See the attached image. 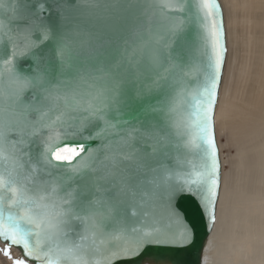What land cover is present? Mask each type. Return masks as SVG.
Here are the masks:
<instances>
[{"label":"snow or ice","instance_id":"snow-or-ice-1","mask_svg":"<svg viewBox=\"0 0 264 264\" xmlns=\"http://www.w3.org/2000/svg\"><path fill=\"white\" fill-rule=\"evenodd\" d=\"M219 0H0V240L12 264H128L211 231Z\"/></svg>","mask_w":264,"mask_h":264},{"label":"bare ground","instance_id":"bare-ground-1","mask_svg":"<svg viewBox=\"0 0 264 264\" xmlns=\"http://www.w3.org/2000/svg\"><path fill=\"white\" fill-rule=\"evenodd\" d=\"M220 1L225 13L229 50L216 108L217 134L232 123L233 102L231 99L228 100L227 96L232 42L234 41L238 46L246 45L254 52L253 55L244 56L241 68V75L246 76L252 83L257 81L258 70L262 62L264 63V53L262 52L261 55L258 46L264 44V0ZM239 12H243V18L250 25L245 34L246 40H239V32L236 28L239 17H242ZM248 91L251 93L250 97L255 99L256 90L250 88ZM255 106L256 104H253L245 111L240 108L234 110L240 116V120L233 141L240 140L242 134L243 138L245 137L244 132L246 133L251 126L250 115L255 112ZM250 158L247 151L242 160L243 172L234 183L226 179L224 172L222 174L217 220L206 243L202 264H264V211L255 210L250 206L252 199H260L264 195L263 177L259 168L255 170L254 162L248 160ZM7 262L5 259L1 260V264Z\"/></svg>","mask_w":264,"mask_h":264},{"label":"rangeland","instance_id":"rangeland-1","mask_svg":"<svg viewBox=\"0 0 264 264\" xmlns=\"http://www.w3.org/2000/svg\"><path fill=\"white\" fill-rule=\"evenodd\" d=\"M242 14L243 12H239L240 16ZM243 16L244 15L239 17V20L236 23V28H238L239 32V40H246L245 34L250 28V25L245 21ZM258 46L259 52L262 55V52L264 53V44H258ZM253 54L254 52L249 50L246 45L242 44L238 46L234 41L232 42L230 47L231 58L229 63V80L227 88L228 100L231 99L233 102L232 123L217 134V139L220 147L222 169L226 175V179L234 183L236 178L239 177V174H242V160L245 153L248 151L251 156L248 160L254 162L255 170L259 168L263 177L262 183L264 187V63L262 62V65L258 70L257 81H254V83L247 79L246 76L241 75L244 56ZM250 88L256 90L255 99L254 97H250L251 93L248 91ZM253 104H256L257 107H254L255 112L250 115V120L252 119L250 128H246L248 131L246 133L244 132V138V135L242 134L240 140L233 141L234 133L237 128L239 129L237 123L240 120V116L237 115L234 110L240 108V110L245 111L246 108L251 105L253 106ZM250 206L255 210L264 211V195L260 199H252ZM4 248L5 247L0 246V264L2 259L8 261L7 264H12V258L20 257L19 253L16 251H11L12 258L4 256Z\"/></svg>","mask_w":264,"mask_h":264},{"label":"water","instance_id":"water-1","mask_svg":"<svg viewBox=\"0 0 264 264\" xmlns=\"http://www.w3.org/2000/svg\"><path fill=\"white\" fill-rule=\"evenodd\" d=\"M219 2L222 5L220 0ZM224 21H225V18H224ZM221 86L219 89V97H220ZM215 115H216V111H215ZM215 122H216V119H215ZM216 132H217V129H216ZM220 160H221V165H222L221 153H220ZM222 174H223V169H222ZM178 207L184 213L187 220L190 223H192L195 227V231H196L195 242L191 244L190 246L182 248V249L168 247V246H149L147 250L144 251L138 258L131 260L130 262H128V264H146V263H149V264H202L203 253L206 247V243L208 241L210 234L212 233V230L216 222L212 225L211 231H207L205 228L204 219L200 214V210L196 202L190 198L180 200ZM217 209H218V206H217ZM0 246L6 247V242L3 240H0ZM11 251L18 252L20 255L19 258L23 257V252L19 247L13 246L11 248ZM29 264H34V262L29 261Z\"/></svg>","mask_w":264,"mask_h":264}]
</instances>
